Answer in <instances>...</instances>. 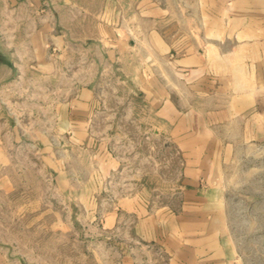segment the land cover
Listing matches in <instances>:
<instances>
[{
    "label": "rangeland",
    "instance_id": "1",
    "mask_svg": "<svg viewBox=\"0 0 264 264\" xmlns=\"http://www.w3.org/2000/svg\"><path fill=\"white\" fill-rule=\"evenodd\" d=\"M197 1L152 0L170 9L159 18L142 16L141 0H0V146L10 161L0 165L2 264H164L120 201L179 211L183 157L156 105L175 84L186 89L170 63L185 50L168 46L200 25L189 16ZM84 87L94 93L79 118L89 146L66 127ZM99 142L117 159L107 173ZM230 153L222 184L237 262L264 264V140Z\"/></svg>",
    "mask_w": 264,
    "mask_h": 264
},
{
    "label": "crops",
    "instance_id": "2",
    "mask_svg": "<svg viewBox=\"0 0 264 264\" xmlns=\"http://www.w3.org/2000/svg\"><path fill=\"white\" fill-rule=\"evenodd\" d=\"M141 1L142 16L171 14L166 5L153 3L151 7L152 0ZM196 3L198 10L189 16L192 24L197 18L200 25L190 28L188 40L168 46L185 50L170 63L174 81H184L186 89L175 84L173 93L163 91L164 98L157 99L156 105L157 114L171 124L183 157L179 211L150 208L139 198H123L120 209L135 219L140 240L159 245L164 264H238L227 227L223 167L235 146L264 140V0ZM196 32L204 35L199 37ZM48 33L45 30V36ZM37 43L43 52L45 42ZM45 65L49 70L53 67L52 63ZM93 95L91 89L82 88L67 117L66 127L76 133V140L71 141L78 145L93 143L84 140L86 123L79 120L89 110ZM192 96L202 97L205 103ZM97 145L100 169L104 173L114 170L117 159L105 142ZM9 162L7 151L0 146V165ZM119 222V211L114 210L107 225L115 227ZM131 259L126 256L122 264H133Z\"/></svg>",
    "mask_w": 264,
    "mask_h": 264
}]
</instances>
